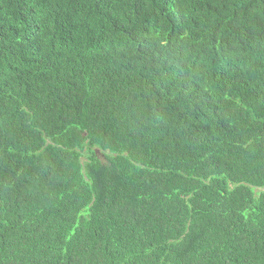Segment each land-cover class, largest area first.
Masks as SVG:
<instances>
[{
	"label": "trees",
	"instance_id": "obj_1",
	"mask_svg": "<svg viewBox=\"0 0 264 264\" xmlns=\"http://www.w3.org/2000/svg\"><path fill=\"white\" fill-rule=\"evenodd\" d=\"M0 264H264V0H0Z\"/></svg>",
	"mask_w": 264,
	"mask_h": 264
}]
</instances>
